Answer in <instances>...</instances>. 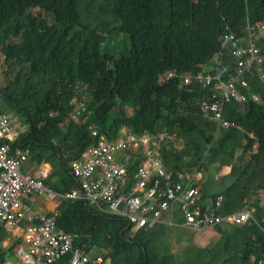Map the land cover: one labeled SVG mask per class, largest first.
<instances>
[{
    "label": "trees",
    "instance_id": "trees-1",
    "mask_svg": "<svg viewBox=\"0 0 264 264\" xmlns=\"http://www.w3.org/2000/svg\"><path fill=\"white\" fill-rule=\"evenodd\" d=\"M259 22L264 24V0H0V96L32 131L23 143H11L13 154L29 147L38 161H59L66 173L58 192L78 185L71 162L94 143L89 126L95 123L109 139L125 127L136 134L167 132L163 162L189 177L203 171L207 153L230 156L231 169L211 194L213 202L224 197L217 213L254 209L243 225L212 227L216 239L196 244L181 262L164 239L167 225L133 232L123 217L62 198L56 224L77 233V246L92 258L102 256L104 264L264 262V83L255 69L254 75L245 72L249 89H241L249 99L226 103L223 117L232 125L223 126L199 110L217 92L216 83L186 84L182 78L217 67L230 78L241 60L230 35L249 38V24ZM257 44L264 56V44ZM171 71L179 75L168 78ZM77 85L88 88L77 94ZM87 93L91 100L78 122L73 101ZM36 146L45 148L36 154ZM136 169L131 165V184ZM2 234L0 264H7L13 249L1 246Z\"/></svg>",
    "mask_w": 264,
    "mask_h": 264
},
{
    "label": "built area",
    "instance_id": "built-area-1",
    "mask_svg": "<svg viewBox=\"0 0 264 264\" xmlns=\"http://www.w3.org/2000/svg\"><path fill=\"white\" fill-rule=\"evenodd\" d=\"M248 30L249 38H239L234 34L229 37L236 46L234 53L241 58L230 78H223L224 70L220 67L215 72L197 76L191 72L182 74L186 84L216 83L217 92L203 99L199 110L210 114L223 126L232 125L223 117L226 103L232 100L247 103L249 99L241 89H249L245 72L254 75L255 69L264 82V56L259 54L257 44H264V24H249ZM177 75V71H171L167 77ZM254 98L259 100L257 96ZM80 114L81 108L76 106L73 117L79 120ZM15 124L14 116L0 114V234L4 229L19 227L27 219V211L31 222L25 237L27 247L19 249L22 260L17 264H55L62 258H67L68 264H104L102 256L92 258L84 248L77 246L78 234L59 228L54 214L32 208L23 210L24 201L32 202L36 195L60 194L49 188L43 179L23 172L32 150L17 149L13 154L11 142ZM89 129L95 138L94 143L81 158L71 162V174L78 185L62 193V197L81 199L87 205L98 206L105 213L123 217L133 231L160 224L204 230L222 223L243 225L252 218L254 209L249 207L226 215L218 214L223 195L217 196L211 206L199 205L200 192L192 182L193 177L182 171L174 173L163 162L160 147L169 137L167 132L136 134L124 128L119 137L109 139L95 124ZM137 161L135 181L131 184V165Z\"/></svg>",
    "mask_w": 264,
    "mask_h": 264
},
{
    "label": "crops",
    "instance_id": "crops-1",
    "mask_svg": "<svg viewBox=\"0 0 264 264\" xmlns=\"http://www.w3.org/2000/svg\"><path fill=\"white\" fill-rule=\"evenodd\" d=\"M0 107H1L0 110H3L4 113H9L10 115L14 116V121H16V124L14 125L13 141L11 143H15L17 141H21V143H23V140L29 137L32 133V131H30L29 129L28 124L25 122V119L20 118V116L18 117V114H16L13 110L10 111V109L7 106H4L3 104ZM42 148H45V147H42ZM42 148L40 146H36L35 153L37 154L38 151L41 150ZM24 149H27V147H23V149L21 150H24ZM35 156H36L35 154L33 156L31 155L30 159L27 161L25 166H23V169H24L23 172L29 173L33 176L35 175L43 179L49 187H51L54 191L58 192L57 189H60L64 186L62 176H64V173H66L65 169L62 168L63 166H61L59 161H53L52 159H46L45 161L41 162V161H38V159ZM230 169H231L230 166L229 168H222L221 172L226 174L230 171ZM203 176H204L203 171L196 173L194 175L196 186L199 188V191H200V196L202 195L201 188L204 186V184H208L211 186L212 189H214L217 187V183L219 182L218 178H216V181L213 183L209 182L208 180L203 181ZM61 197H62L61 194L60 196L59 195H56V196L36 195L33 197L32 202L24 201L23 210H27V208H32V209H35L36 211L44 212L48 214L50 212L58 213L59 208L61 207L63 203V199ZM200 204L204 206H211L208 203V201L204 203L202 202ZM26 213H27V219L24 220L20 224L19 227L13 230L4 229L2 237H1V240H2L1 246L3 247L4 241H7L8 245H11L7 249L13 248L15 256L18 257V261L20 259L22 260L21 256L18 254L19 249L27 247L25 237L28 232V228L31 225V222L29 221V218H30L29 211H27ZM174 227H184V226L175 225ZM207 230H210V232L212 231L211 228H207ZM170 232H173V231H170ZM210 235L214 236L212 233ZM214 238L216 239L215 236ZM13 263L14 262L12 261L10 264H13Z\"/></svg>",
    "mask_w": 264,
    "mask_h": 264
},
{
    "label": "rangeland",
    "instance_id": "rangeland-1",
    "mask_svg": "<svg viewBox=\"0 0 264 264\" xmlns=\"http://www.w3.org/2000/svg\"><path fill=\"white\" fill-rule=\"evenodd\" d=\"M1 72H2V69L0 70V73ZM262 83L264 82L262 81ZM84 87L85 86L83 85H77V94L78 93L80 94L84 90ZM83 95L81 99L84 102H89L91 100V96L88 97V93L85 95V97H83ZM126 109L127 111H130V106L128 105ZM19 116L20 118H23L21 117V115H18V117ZM231 162H232V159L230 158V156L226 154L222 155V157L214 158L213 155H209L207 153L206 159L204 161V166H203L204 174L205 176H208L209 174H213L214 172H216V175H215L216 177H213L212 179H210L211 177L208 176L209 177L208 181L213 183L216 181V178H218V180L221 179V175H224V173L220 172V168L218 169V167L221 166L223 168H227L230 166ZM203 181H207V178L204 179ZM212 192H214V190L211 188V186L208 184H204V186L201 188L202 195L200 196L199 202L204 203L208 201V203L211 205L213 201V198L211 196ZM157 226L163 227L165 225H156L155 227ZM163 231L165 233L164 239L167 240L169 244V249L172 252H174L175 259L181 262L182 260L184 262V259L186 258V255L189 252L191 251L193 252L196 244L200 246H206L208 243L214 241V236L210 235L211 232L210 230H207V229L196 231V230H192V229L185 228V227H174V226L167 225L164 227ZM170 231H173V232H170ZM3 245L5 246L6 250H9L7 248L11 246V245H8L7 241H4ZM11 255H12V258L7 262V264H10L12 261L14 262L13 264H17L18 257L15 256L14 251L12 252Z\"/></svg>",
    "mask_w": 264,
    "mask_h": 264
},
{
    "label": "clouds",
    "instance_id": "clouds-1",
    "mask_svg": "<svg viewBox=\"0 0 264 264\" xmlns=\"http://www.w3.org/2000/svg\"><path fill=\"white\" fill-rule=\"evenodd\" d=\"M83 86H85V87H84V90H85V88H86V89L88 88V85H83ZM84 90H83V92H85ZM82 95H83V94H82ZM83 97H85V96H83ZM257 97H258V96H257ZM0 98H1V100H2V97H1V96H0ZM258 98H259V97H258ZM83 99H84V98H83ZM259 100H260V98H259ZM259 100H258V101H259ZM73 102H75L76 106H79V107L81 108V114H82V110H83L82 107L86 105V102H84L83 100H80V101H73ZM0 106H2V103H1ZM85 108H86V107H85ZM71 114H72V116H73V112H71ZM81 114H80V119H79V120L76 119L78 122H80V121L82 120V119H81ZM93 124H95V123H93ZM91 125H92V124H91ZM91 125H90V126H91ZM95 125H96V124H95ZM90 126H89V128H90ZM96 126H97V125H96ZM97 127H98V126H97ZM98 128H99V127H98ZM125 128H129V127H125ZM129 129H130V128H129ZM122 131H123V130H122ZM104 135H105V134H104ZM160 152H161V151H160ZM161 156H162V155H161ZM163 160H164V159H163ZM135 164H136V166H137V165L139 164V162L137 161V162H135ZM71 167H72V166H71ZM201 171H202V170L197 171L196 173H199V172H201ZM71 172H72V171H71ZM71 172H70V173H71ZM192 177H193V180H194V179H195L194 176H192ZM43 181H44V180H43ZM44 182H45V181H44ZM192 182H195V180L192 181ZM45 184H46V183H45ZM46 185H47V184H46ZM195 185H196V183H195ZM47 186H48V185H47ZM48 187H49V186H48ZM49 188H50V187H49ZM51 189H52V188H51ZM52 190H53V189H52ZM53 191H54V190H53ZM66 191H68V190H66ZM54 192L57 193V194H62V193H60V192H56V191H54ZM64 192H65V191H64ZM64 192H63V193H64ZM199 192H200V191H199ZM199 196H200V195H199ZM61 198H64V197H61ZM199 199H200V197H199ZM198 203H199V200H198ZM49 214H54V215H55L56 213H55V212H50ZM160 225H163V224H160ZM19 226H20V225H19ZM211 228H212V227H211ZM146 229H147V228H146ZM206 229H207V228H206ZM131 230H132V228H131ZM141 230H142V229H141ZM2 231H3V230H2ZM2 231H1V232H2ZM132 231H133V230H132ZM138 231H139V230H138ZM196 231H197V230H196ZM199 231H200V230H199ZM133 232H137V231H133ZM72 233H73V232H72Z\"/></svg>",
    "mask_w": 264,
    "mask_h": 264
},
{
    "label": "bare ground",
    "instance_id": "bare-ground-1",
    "mask_svg": "<svg viewBox=\"0 0 264 264\" xmlns=\"http://www.w3.org/2000/svg\"><path fill=\"white\" fill-rule=\"evenodd\" d=\"M206 89V88H205ZM74 160V159H73ZM168 168V167H167ZM169 169V168H168ZM24 170V169H23ZM190 175V174H189ZM51 188V187H50ZM93 209V208H92ZM98 209V208H97Z\"/></svg>",
    "mask_w": 264,
    "mask_h": 264
},
{
    "label": "water",
    "instance_id": "water-1",
    "mask_svg": "<svg viewBox=\"0 0 264 264\" xmlns=\"http://www.w3.org/2000/svg\"><path fill=\"white\" fill-rule=\"evenodd\" d=\"M127 239L130 240V237H128Z\"/></svg>",
    "mask_w": 264,
    "mask_h": 264
}]
</instances>
